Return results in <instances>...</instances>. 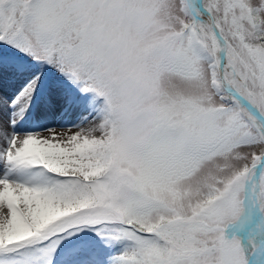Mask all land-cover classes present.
Returning <instances> with one entry per match:
<instances>
[{"label":"snow or ice","instance_id":"obj_1","mask_svg":"<svg viewBox=\"0 0 264 264\" xmlns=\"http://www.w3.org/2000/svg\"><path fill=\"white\" fill-rule=\"evenodd\" d=\"M0 264H264V0H0Z\"/></svg>","mask_w":264,"mask_h":264},{"label":"bare ground","instance_id":"obj_2","mask_svg":"<svg viewBox=\"0 0 264 264\" xmlns=\"http://www.w3.org/2000/svg\"><path fill=\"white\" fill-rule=\"evenodd\" d=\"M77 129H75V128H73V129H71V131H76ZM55 131H57V132H67V131H69L68 129H62V128H59V127H57L56 129H55ZM45 135H47L48 133H44Z\"/></svg>","mask_w":264,"mask_h":264}]
</instances>
